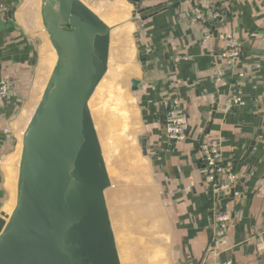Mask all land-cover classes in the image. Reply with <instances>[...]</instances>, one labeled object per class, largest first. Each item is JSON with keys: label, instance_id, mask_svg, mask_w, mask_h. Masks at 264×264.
Wrapping results in <instances>:
<instances>
[{"label": "crops", "instance_id": "0c3cea01", "mask_svg": "<svg viewBox=\"0 0 264 264\" xmlns=\"http://www.w3.org/2000/svg\"><path fill=\"white\" fill-rule=\"evenodd\" d=\"M120 4L118 12L103 7L97 13L110 26L122 24L104 85L116 111L128 118L126 131L131 129L126 149L131 154L119 156L118 164L133 168L120 186L138 190L141 203L156 213L133 221L143 219L159 244L154 264H264V55L252 54L241 42L264 51V0ZM39 6V0H0L1 75L9 83L8 95L0 100V231L10 212L20 135L53 62ZM196 8H216L218 15L202 24L192 15ZM140 9L149 11L136 20ZM226 33L242 50L235 70L244 74V84L237 89L234 71L225 70L220 82L214 79L227 66L218 56L224 47L219 36ZM207 35L210 40L204 42ZM130 79L141 82L137 92L130 91ZM237 92L244 105L229 109L227 102ZM172 99L188 123L187 137L179 142L168 140L163 126L164 105ZM201 144L218 145L235 171L238 182L229 192L215 193L204 181ZM215 211L231 217L225 246L210 244ZM142 231L138 234L145 235Z\"/></svg>", "mask_w": 264, "mask_h": 264}, {"label": "water", "instance_id": "95a60500", "mask_svg": "<svg viewBox=\"0 0 264 264\" xmlns=\"http://www.w3.org/2000/svg\"><path fill=\"white\" fill-rule=\"evenodd\" d=\"M39 2L54 58L20 135L14 205L0 231V264H122L106 196L114 186L95 123V93L109 80L112 33L122 24H106L83 0ZM241 42L252 54L264 55ZM129 83L137 92L141 82ZM140 144L144 150L145 136Z\"/></svg>", "mask_w": 264, "mask_h": 264}, {"label": "rangeland", "instance_id": "374dc122", "mask_svg": "<svg viewBox=\"0 0 264 264\" xmlns=\"http://www.w3.org/2000/svg\"><path fill=\"white\" fill-rule=\"evenodd\" d=\"M86 4L95 13L103 12V7H107L114 12L122 10L123 7L120 0H87ZM117 32V30H114L112 33L109 69L113 63L112 58L114 59V47L118 39ZM108 90L109 88L104 85L103 81L95 93V99L99 102L95 123L108 172L114 186L107 191L106 196L122 264H154L155 254L159 251V244L149 235L143 219L151 213H154V215L156 213L154 210H147L146 204L141 203L144 201L141 200L138 190L132 191L129 190L130 187H127V192L126 187L120 186L121 183L128 182L126 180L127 171L133 168V165L130 164L122 168L118 164L119 158H121L119 156L124 157L131 154V149L126 150L131 146V129L129 133L126 131L129 128L128 118L123 113L116 111L113 104L115 100L110 97ZM121 132L123 133L120 134ZM12 191L14 193V187L12 190L9 189L7 204L12 197ZM140 218H143V221L134 222L138 223V226H136L133 221ZM140 230H143L145 235L138 234Z\"/></svg>", "mask_w": 264, "mask_h": 264}, {"label": "built area", "instance_id": "2783aa9c", "mask_svg": "<svg viewBox=\"0 0 264 264\" xmlns=\"http://www.w3.org/2000/svg\"><path fill=\"white\" fill-rule=\"evenodd\" d=\"M236 0H226V3L231 4ZM192 15L195 20L202 24H206L212 17H216L217 9H193ZM136 20H140L139 15H135ZM210 35L204 38V42L210 40ZM224 41L222 52L218 55L219 59L224 61L227 66L223 72L214 75L216 82H220L225 70L230 72L234 71L236 76L235 84L236 89L241 87L244 83V74L241 71L235 70L236 64L239 62L242 50L240 44L235 38L229 34H221L219 36ZM9 92V83L1 75L0 65V100L5 98ZM244 103L241 99L240 92L231 97L227 102L229 109H235L243 106ZM164 121L163 126L168 140L172 142H179L186 139L188 134V123L186 116L177 100H169L164 105ZM199 153L201 155V168L204 173V181L212 185L213 192L224 194L229 192L238 182V177L235 171L224 162L222 152L218 145L201 144L199 146ZM213 233L210 239V244L215 247L225 246L227 241V231L231 226V217L225 212L215 211L212 216ZM218 264H232L231 260L219 262Z\"/></svg>", "mask_w": 264, "mask_h": 264}, {"label": "bare ground", "instance_id": "6f19581e", "mask_svg": "<svg viewBox=\"0 0 264 264\" xmlns=\"http://www.w3.org/2000/svg\"><path fill=\"white\" fill-rule=\"evenodd\" d=\"M101 18H102V17H101ZM102 19H103V21H104L106 24H108V23H107L108 21H106L105 18H102ZM13 187H14V184L11 185V188H12V189H13ZM13 205H14V193H13V191H12V198H11V200H10L9 205L7 206V209L10 211V210L12 209Z\"/></svg>", "mask_w": 264, "mask_h": 264}]
</instances>
